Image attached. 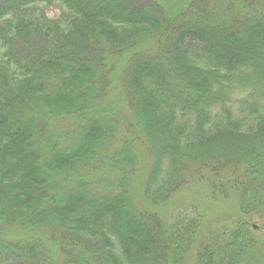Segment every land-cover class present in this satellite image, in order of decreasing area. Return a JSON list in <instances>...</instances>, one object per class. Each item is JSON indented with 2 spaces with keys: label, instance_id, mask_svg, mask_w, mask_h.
<instances>
[{
  "label": "trees",
  "instance_id": "1",
  "mask_svg": "<svg viewBox=\"0 0 264 264\" xmlns=\"http://www.w3.org/2000/svg\"><path fill=\"white\" fill-rule=\"evenodd\" d=\"M255 218L264 0H0V264H264Z\"/></svg>",
  "mask_w": 264,
  "mask_h": 264
},
{
  "label": "rangeland",
  "instance_id": "2",
  "mask_svg": "<svg viewBox=\"0 0 264 264\" xmlns=\"http://www.w3.org/2000/svg\"><path fill=\"white\" fill-rule=\"evenodd\" d=\"M47 13L49 16L53 17L58 14V11L53 9L48 10ZM195 190H198L196 195L183 193L177 197L175 200L176 202L174 201L173 206L171 205L170 214L181 212L195 217L199 216V231L201 230L203 237L207 236L209 233L213 235L221 233L223 231L222 229L225 226L229 227L235 219L233 206L228 202H223L218 199L212 201L200 187H196ZM250 224L257 228H262L264 219L255 218ZM257 235L261 236L264 234L261 231Z\"/></svg>",
  "mask_w": 264,
  "mask_h": 264
},
{
  "label": "water",
  "instance_id": "3",
  "mask_svg": "<svg viewBox=\"0 0 264 264\" xmlns=\"http://www.w3.org/2000/svg\"><path fill=\"white\" fill-rule=\"evenodd\" d=\"M252 228H253L254 230H257V229H258L256 226H252Z\"/></svg>",
  "mask_w": 264,
  "mask_h": 264
}]
</instances>
